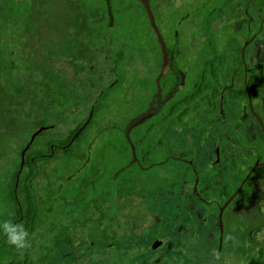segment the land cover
I'll return each instance as SVG.
<instances>
[{
	"label": "rangeland",
	"instance_id": "1",
	"mask_svg": "<svg viewBox=\"0 0 264 264\" xmlns=\"http://www.w3.org/2000/svg\"><path fill=\"white\" fill-rule=\"evenodd\" d=\"M100 1L0 0V236L16 217L13 185L16 199L24 207L25 194L21 189L16 191V183L21 185L24 168L17 181L20 157L31 133L45 126L25 155L35 148L45 152L52 141H66L92 112L90 125L70 152L57 151L38 165L37 199L45 198L50 189L55 195L44 206L51 211L40 222L29 251L35 264L41 256H52L46 264H212L219 246V207L252 168L257 157L253 143L259 137L244 138L246 148L240 154L224 156L216 152L217 136L211 138L214 133L219 136L220 117L209 119L210 129L197 138L176 124L162 136L161 144L186 142L196 148L197 175L203 178L212 173L214 178L213 189L205 190V200L211 204L181 203L180 190L190 192L194 174L188 175L186 183L149 200L144 191L161 186L170 167L152 155L149 161L157 165L134 172L137 194L117 199L115 186L110 185L109 202L101 206L105 209L101 220L100 212L90 205L100 198L99 166L104 161L108 170H114L125 159L124 153L107 145L118 144L116 139L123 138L127 122L140 111L129 110L131 101L125 100L144 96L145 87H131V74L137 69L146 73L145 48L151 33L139 1L111 0L113 33L108 35L110 46L106 47L113 50V34L120 36V47L126 44L117 64L120 79L115 85L108 61L98 55L96 46L92 45L89 57L85 50L88 35L91 42H98L102 23L87 28L85 21L97 15ZM149 1L166 28L178 24L179 4L187 0ZM193 24L191 19L179 27L182 40L188 39L191 47ZM246 31L239 24L234 33L244 37ZM257 42L258 48L249 56L254 62L264 58V30ZM101 89H106L104 97L93 101ZM262 98L263 93L258 92L257 103L264 118ZM92 102L96 106L91 107ZM240 102L238 112L242 114L247 102ZM202 104H194L193 109ZM195 110L192 124L197 121ZM252 119L249 115L248 122L255 126ZM148 122L137 126L130 133L132 138L138 137ZM258 152L264 160V142ZM105 223L109 232L104 231ZM11 256L17 260L0 242V264H6ZM215 264H264V166L253 171L239 195L226 205L222 246Z\"/></svg>",
	"mask_w": 264,
	"mask_h": 264
},
{
	"label": "flooded vegetation",
	"instance_id": "2",
	"mask_svg": "<svg viewBox=\"0 0 264 264\" xmlns=\"http://www.w3.org/2000/svg\"><path fill=\"white\" fill-rule=\"evenodd\" d=\"M103 1H100V6L104 5ZM137 1L140 2L145 11L151 40L147 42L145 48L147 55L144 64L146 73H142L138 69L132 73L131 87L133 89L145 87V90L144 96L141 98L134 97L125 100L126 103L131 101L129 110L140 109V111L136 116L129 119L132 122H127V126L123 130V138L116 139L118 144L114 145L110 142L107 145L115 146V151L119 150L124 153V161L120 165L115 166L114 170H108V166H106L104 161L99 166L98 175L101 186L100 198L98 197V205L100 206L98 207L101 210V220L105 214V209L101 206L102 203L103 206L107 203V194L109 193L110 185H112L111 183L115 186V198L117 199L126 195L133 196L137 194V182L134 172L137 173L139 170L137 166L141 167L142 170L148 169L146 165L141 164V161H149L152 155H156L160 159L158 161L160 163H170V167L162 176L161 186L150 187L144 191L150 197L148 198L149 200H154L155 197H160L163 193L170 192L177 185L186 183L188 175L194 174L195 178L190 192L186 194V190H180L181 203L192 205L196 202L205 206L211 204L209 200H205V190L213 189L211 184H214V178L212 173L204 174L203 178L197 175L194 164L196 148L186 142L172 146L161 144L162 136L167 134L176 124L182 125L184 130L191 131L193 137L197 138L201 133L210 129L209 119L220 117L222 127L219 129V136L217 133L211 136V138L217 136L218 147L216 152H222L224 156H232L233 153L238 155L243 151L244 147L246 148L244 138L258 136L259 139L253 143V147L257 152V156L258 154L260 155V165L258 167L264 166L262 155L258 152V148L264 142V118L260 114L259 102L257 103L258 92H262L264 96V58L257 59L256 62L249 58L251 50L258 48L259 43L257 40L264 30V0H187L179 4V9L177 10V12L179 11L178 24L166 28L164 23L158 19V13L154 11L148 0L156 27L165 43L164 52L143 3L140 0ZM93 17L91 15L86 18L87 28H90L94 23H102L100 35L96 43L91 42L88 35L85 45L86 54L89 57L91 47L95 45L98 55L108 61V68L114 74L115 85H118L120 76L117 64L120 63L126 49L124 53H121V44L118 43L120 36L115 34L111 37L114 41L112 42L116 46L113 45V50L107 49L103 18L100 19L99 15H96L97 18ZM191 19H193L192 30L195 34L193 47H191L192 43L188 39L186 41L182 40L179 29L182 25L186 26L189 24ZM239 24H242L247 30L244 37L234 33L235 28ZM111 34L109 33V35ZM105 91L106 89H101L93 101L99 102L104 97ZM242 99L247 102V107L245 112L239 114L238 111L241 109L240 101ZM197 103L203 104L195 110L193 105ZM91 105V107L96 106L93 102ZM262 108L264 111L263 98ZM193 110H195L193 114L196 115L197 120L195 124L191 123ZM145 115H150L143 121H149L145 130L138 137L135 135L132 138L131 135L135 128L143 122L133 126L130 130L129 128ZM249 115L253 118V122L255 121V126L253 123L248 122ZM90 119L91 116L89 117L88 115L68 143H63L66 141L59 143L56 140L52 141L48 146L52 150L55 147L65 149V145L72 144L75 141L77 133L90 122ZM44 127H39L38 129H43ZM36 131L31 133L29 141L22 149V151L25 150L24 163L25 153L39 133L32 138ZM79 140L81 139L77 141ZM47 148L45 152L35 148L31 154L29 153V160L34 161L37 156L41 155L51 156L54 153V156L56 154L55 151H52L50 155L47 154ZM104 150L103 148L102 154L100 153L102 157L105 155ZM38 165L36 168H38ZM23 168L24 164L21 170ZM20 172L18 171L17 173V181H19ZM246 175L242 177L239 186ZM24 179L25 176L23 174L20 180L23 185ZM16 186H19L18 183H16ZM238 187L228 195L227 199ZM21 190L24 193V190ZM240 191L230 202L239 195ZM34 192L36 198V187H34ZM218 204L219 202L216 203V205ZM223 204L219 207V210Z\"/></svg>",
	"mask_w": 264,
	"mask_h": 264
},
{
	"label": "trees",
	"instance_id": "3",
	"mask_svg": "<svg viewBox=\"0 0 264 264\" xmlns=\"http://www.w3.org/2000/svg\"><path fill=\"white\" fill-rule=\"evenodd\" d=\"M103 4H104L103 6H100L96 9V12H97V15L100 16V19L103 18V21H104V32L106 33V39H105V45H106L108 42L109 33H113V27L110 26V21H109V16H108V5L106 1H103ZM112 12L114 13V10H112ZM94 17H96V15ZM106 46H110V45L107 44ZM124 46L125 44L122 43V47H120L121 53H124V50H125ZM107 49H109V47ZM263 105H264V96H263ZM131 122L132 120L129 121V123ZM90 123H91V120L85 127H83L81 131L77 133L75 137V141L72 144L69 143L65 145V149H60V147H55L52 150L48 146L47 154L50 155L52 151H55V152L62 151L64 153L70 152V148L72 147V145H74V143H76V141L82 137L83 133L86 131ZM80 126H78L67 137L66 142H63V143H68V141H70V139L78 131ZM53 154L51 156H46V155L37 156L36 157L37 159L34 161L29 160V156H30L29 154L26 155L25 163H24V173H23L25 176L24 185L21 182L22 185H19L16 188V191L17 189L24 190V194H25L24 207H22L21 201L20 200L18 201L16 199L17 196L14 190L15 185L12 186L11 197L15 201L16 217L8 223L6 229L0 236L1 237L0 242L3 245V247H5L6 249L10 250L12 253L15 254L17 260H15V257L11 256V259L6 264H35L31 256L29 255V251L33 249L34 234L36 233L38 227L40 226V222H42V220L44 219V216H46V213L51 211L50 207L44 208V206L46 205V203H49L52 197L55 195L54 191L50 189L48 192V195L45 198H42V200L37 199V196L35 198L34 180L36 179V174H37L36 167L39 162L50 159L53 156ZM81 154L84 155V153H81ZM141 164L144 166L146 165L148 169L157 165V164L151 163L150 161H143V160L141 161ZM137 168L139 170H142V168L139 166H137ZM98 203H99L98 199L95 198L94 200L90 202V205L94 206L101 213V210H99V207L97 206ZM105 218H107V216ZM109 228L110 227L108 226V223H105L104 231L109 232ZM13 241H19V243H15ZM61 244H63V241L58 243V245H61ZM51 258L52 256H47V257L41 256L37 260L36 264H38V262H41V261H42V264H46L45 262H49Z\"/></svg>",
	"mask_w": 264,
	"mask_h": 264
},
{
	"label": "water",
	"instance_id": "4",
	"mask_svg": "<svg viewBox=\"0 0 264 264\" xmlns=\"http://www.w3.org/2000/svg\"><path fill=\"white\" fill-rule=\"evenodd\" d=\"M107 1V5H108V16H109V21H110V26H112V19H113V15H112V6H111V0H106ZM145 9H146V12L148 14V18L150 20V23L152 25V27L154 28L155 32H156V35H157V38L161 44V47H162V50L163 52L165 51V43L156 27V24H155V21H154V16H153V13L151 11V8H150V5H149V2L148 0H140ZM92 112L89 114V117L91 116ZM150 115H145L143 117H141L139 120H137L133 125H131V127L129 128V130L137 125V124H140L141 122H143L146 118H148ZM42 129H38L35 134L32 136V138ZM128 130V131H129ZM127 135H128V132H127ZM28 146V145H27ZM24 152L25 150L22 151V155H21V163H20V169H19V172L24 164ZM259 161H260V155L258 154L257 158H256V161H255V164L253 165V167L251 168V170L249 171V173L246 175V177L244 178V180L242 181L241 185L238 187V189L225 201L224 205L220 208L219 210V215H218V226H219V246H218V250H217V253H216V257L215 259L213 260L212 264H215V261L216 259L218 258L219 254H220V251H221V246H222V235H223V220H222V216H223V210L224 208L226 207V205L231 201V199L240 191V189L242 188L245 180L250 176V174L256 169V167H258L259 164ZM18 176V174H17ZM159 243V242H158ZM158 243H154L153 246H157Z\"/></svg>",
	"mask_w": 264,
	"mask_h": 264
},
{
	"label": "clouds",
	"instance_id": "5",
	"mask_svg": "<svg viewBox=\"0 0 264 264\" xmlns=\"http://www.w3.org/2000/svg\"><path fill=\"white\" fill-rule=\"evenodd\" d=\"M13 242H15V243H19V241H13ZM21 246H23V245H21Z\"/></svg>",
	"mask_w": 264,
	"mask_h": 264
}]
</instances>
